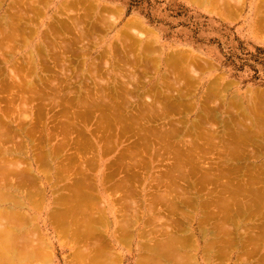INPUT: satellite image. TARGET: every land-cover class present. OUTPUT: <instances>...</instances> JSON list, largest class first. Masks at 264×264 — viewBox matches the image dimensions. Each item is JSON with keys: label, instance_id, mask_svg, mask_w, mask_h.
Segmentation results:
<instances>
[{"label": "rangeland", "instance_id": "1", "mask_svg": "<svg viewBox=\"0 0 264 264\" xmlns=\"http://www.w3.org/2000/svg\"><path fill=\"white\" fill-rule=\"evenodd\" d=\"M199 1L0 0V34L5 36L7 31L15 32L16 28L21 27V21L24 25L22 33L25 31V35L20 32L19 35L15 33L16 36L7 33L11 39L1 36V40L5 38L3 40L7 39L9 44L0 40L5 44H0V47L9 49L10 46V49L9 52L5 49L9 54L6 53V57L5 50L0 49L3 52L0 60H7L3 62V59L0 63V80L4 74L17 78L22 72L17 79L29 81L24 84L25 88L19 81V86L23 88L21 91L16 87V78L13 77L15 85L13 78L6 80L11 81L14 87L8 85L9 87L0 88V111L7 106L6 112L10 113L0 114L8 116L7 119L13 122L14 127H17L19 119L25 121V124L22 123L25 130H31L29 126H36L33 146L38 142L39 147L36 148L44 145L45 148L36 150L53 152L51 148L55 145L54 151L57 152H53L55 157L52 155L50 162L53 166L61 163L58 168L68 167L66 171L69 178L65 179V172H62L64 180L61 178L60 181L57 177L51 178V170L47 171V175L40 172L43 177L38 179L37 184L40 185L39 188L46 189V193L41 194L43 198L36 195L38 200L34 197V204L39 201L37 206L31 207L32 202L28 208L35 216L32 224L39 228L35 233L41 235L33 234L32 241L39 239L36 242L43 249L38 246L42 250L40 255L12 264H264V103L257 100L256 96L264 99V0H225L226 4L223 3L224 0H202L204 3ZM24 10L25 16H22L24 14L21 12ZM11 21L12 24L15 21L13 26ZM8 23L12 28L17 26L15 31L6 25ZM126 23H130L129 26ZM66 26L69 27L65 28ZM195 57L197 60H193ZM30 68L32 71L29 72ZM11 69L16 74L12 71L10 74ZM129 77L132 79L129 80ZM177 77L182 79L177 82ZM172 78L176 80L173 81ZM33 80L36 87L32 91L40 89V95L37 94L38 90L35 93L31 91L34 87ZM213 81L220 82L215 85L220 92L206 89ZM225 86H228L227 89ZM99 90L103 92L102 95L98 93ZM176 92L183 102L174 95ZM21 93L31 96L28 99L33 95L37 99L26 101L30 107H21L26 112L20 114L19 104L26 100ZM29 93L31 94L28 95ZM165 94L172 98L175 96L181 103L177 104L178 101L170 97L167 101ZM206 94L213 97L208 102L203 99ZM246 96H249L250 102H247L249 99ZM38 97L45 98L41 101L46 104L38 100ZM231 97H236L237 103L230 100ZM5 98L10 99L8 102L12 105H6L8 102H4ZM16 98H22V102ZM173 101L176 106L171 103ZM204 102H207L206 105ZM203 105L205 106L201 110ZM171 106L175 108H170ZM13 108L16 111L13 112ZM204 108L210 112L206 114ZM214 108L219 110L217 115ZM226 109L232 110V117ZM200 110L203 114H200L201 117L196 113ZM206 115L211 119L208 116L206 118ZM31 121L33 125L37 123L41 126H33ZM245 128L250 131H245ZM251 131L262 135L255 136L257 139L254 142ZM248 132H251L250 135ZM41 133L45 134V138L41 137ZM107 142L109 147L111 145L110 148L106 146ZM104 147L108 148L105 150ZM130 153H133L132 157ZM121 160L123 164H120ZM176 161L179 165L177 168L184 169L182 172L179 168V171H174ZM124 164L131 165L128 166L130 169ZM36 165L33 163L31 166L36 168ZM79 166L83 169V174L86 171L84 175L88 173L89 179H85L84 175V178H77L81 174V168H77ZM171 168L173 171L170 173L175 182L168 173ZM74 169L80 173L76 175L77 181ZM133 169L134 173L140 172L133 173L132 176ZM105 173H110L109 181L105 180L108 179ZM127 174L132 176L130 188L128 181L127 186L123 185L124 182L122 185L118 183ZM80 178L87 183L91 182L89 186L81 180L87 185L86 189L94 184L97 189L93 191L95 188H91L90 192L87 190L96 198L90 194V201L87 195L89 200L86 198L84 202L94 203L89 206L85 203L88 206L86 208L94 210L92 207L98 205L97 209L103 208L105 214V224H96L100 228L98 233L102 235L92 232L85 239L67 233H56L58 231L50 228L51 223L45 214V209H52L54 206L47 204L49 197L69 193L60 186H66L73 180L79 182ZM56 180L60 184L56 183L58 187L52 188ZM131 186L133 193L128 191ZM127 220L129 224L124 227ZM117 227L119 230L115 232ZM155 249L168 257L169 261L164 258L154 261L152 252Z\"/></svg>", "mask_w": 264, "mask_h": 264}, {"label": "bare ground", "instance_id": "2", "mask_svg": "<svg viewBox=\"0 0 264 264\" xmlns=\"http://www.w3.org/2000/svg\"><path fill=\"white\" fill-rule=\"evenodd\" d=\"M15 1V0H14ZM29 1V0H28ZM36 1V0H35ZM197 1V0H196ZM200 1H202V0H200ZM200 1H199V3H200ZM205 2H206V0H204ZM204 1H202L203 3H204ZM209 1V0H208ZM207 1V2H208ZM220 1V0H219ZM18 2V1H17ZM25 2V1H24ZM195 2V1H194ZM221 2V1H220ZM219 2V3H220ZM33 3H35L34 1H33ZM37 3V2H36ZM35 3V4H36ZM198 3V2H197ZM198 3V4H199ZM203 3H201V4H203ZM223 3H225V0H224V2ZM227 3V2H226ZM225 3V4H226ZM30 4H32V3H30ZM221 4V3H220ZM228 5V4H227ZM37 6V5H36ZM219 6H221V5H219ZM13 7V6H12ZM23 7V6H22ZM32 7V6H31ZM258 7V6H257ZM32 8H34V7H32ZM40 8V7H39ZM223 8V7H222ZM228 8H229V6H228ZM11 9V8H10ZM14 9H16L15 7H14ZM65 9V8H64ZM95 9V8H94ZM21 10H22V8H21ZM27 10H29V9H27ZM34 10H36L35 8H34ZM222 10V9H221ZM9 11H13V10H9ZM15 12H16V10H14ZM18 11H19V9H18ZM31 11V10H30ZM226 11V10H225ZM224 11V12H225ZM26 11L24 10V12L22 13L21 12V14H24ZM29 12V11H28ZM36 12V11H35ZM39 12V11H38ZM222 12H223V10H222ZM9 13V12H8ZM10 13H12V12H10ZM17 13V12H16ZM20 13V12H19ZM20 14V15H21ZM27 14V13H26ZM7 15V14H6ZM11 15V14H10ZM9 15V16H10ZM18 15V14H17ZM16 15V16H17ZM17 16V17H20V19H23V18H21V16ZM223 15H224V13H223ZM22 16H25V14L24 15H22ZM16 17V19H18ZM72 18V17H71ZM9 19V18H8ZM13 20H15V18L13 19ZM26 20V19H25ZM28 21V20H27ZM71 21H74V19L72 20L71 19ZM76 21V20H75ZM18 22H19V20H18ZM25 22V21H24ZM30 22V21H29ZM77 22V21H76ZM75 22V23H76ZM130 22H131V20H130ZM2 23H4L3 21H2ZM10 23V22H9ZM6 24V25H8L9 27H11V25L10 24ZM20 23H22V25L20 24V26L22 27V26H24L23 25V22L21 21ZM11 24H12V21H11ZM13 24H15V21H14V23ZM13 24H12V26H13ZM126 24H128V26H129V24L130 23H126ZM5 25V26H6ZM26 25V24H25ZM20 26H18V27H20ZM56 26V25H55ZM74 27H75V25H73ZM131 26V25H130ZM134 26V25H133ZM136 26V25H135ZM3 27H4V25H3ZM17 26H15V28H16ZM20 27V28H21ZM67 27H69V26H66L65 28H67ZM12 28V27H11ZM10 28V29H11ZM14 28V27H13ZM12 28V29H13ZM15 28H14V30L13 31H15ZM20 28H16V31L17 30H19ZM56 28V27H55ZM9 29V28H8ZM11 29V30H12ZM32 29V28H31ZM30 29V30H31ZM128 29V28H127ZM29 30V29H28ZM10 32V33H12V34H10L8 31L6 32V34L8 33V35H12L13 36V34H17V35H19V33L21 32L22 33V31H23V27H22V29L20 30V31H17V32ZM54 31H56V30H54ZM2 32H4V30L2 31ZM30 32H32V31H30ZM34 32V31H33ZM127 32V31H126ZM25 33V31L22 33V34H24ZM28 33V32H27ZM1 34H3V33H1ZM0 34V40H1V35ZM5 34V36H2V37H7L8 39L10 38V36L8 37V35H6ZM16 34L14 35V36H16ZM29 34V33H28ZM27 34V35H28ZM47 34V33H46ZM21 35V34H20ZM25 35V34H24ZM129 35V34H128ZM18 37V36H17ZM50 38V37H49ZM4 40H5V38H3ZM1 40V41H3L4 43L5 42H7V39H6V41H4V40ZM11 39V38H10ZM18 39H19V37H18ZM18 39H16L15 41H18ZM15 41L13 42V43H15ZM24 41V40H23ZM134 41V40H133ZM3 42H0V44H2V45H5V44H3ZM26 42V41H25ZM45 43V42H44ZM50 43V42H49ZM57 43V42H56ZM7 44H9L8 42H7ZM16 45V44H15ZM50 45V44H49ZM11 49L13 48V45L11 44ZM47 46V45H46ZM51 46V45H50ZM4 46H2V47H0V49L2 50V49H4L3 48ZM5 47H7V46H5ZM16 47V46H15ZM48 47V46H47ZM46 47V48H47ZM128 47V46H127ZM17 48V47H16ZM37 48H39V47H37ZM124 48V47H123ZM6 49V48H5ZM4 49V50H5ZM9 49H10V46H9ZM9 49H6L7 51L9 50ZM55 49V48H54ZM3 50V51H4ZM6 50L4 51L5 52V57H6ZM15 50V49H14ZM13 50V51H14ZM35 50H36V48H35ZM39 50V49H38ZM41 50V49H40ZM31 51V50H30ZM29 51V52H30ZM34 51V50H33ZM54 51V50H53ZM64 51V50H63ZM82 51V50H81ZM125 51V50H124ZM9 52V51H8ZM38 52H40V51H38ZM55 52V51H54ZM143 52V51H142ZM141 52V53H142ZM1 53L3 54V52H1L0 51V57L2 56L1 55ZM34 53V52H33ZM56 53V52H55ZM178 53H180V52H178ZM186 53V52H185ZM185 53H181V54H185ZM8 54V53H7ZM12 54H13V52H12ZM29 54H31V52L29 53ZM37 55H38V53H36ZM143 54V53H142ZM169 54V53H168ZM187 54H189V53H187ZM186 54V55H187ZM9 55V54H8ZM33 55V54H32ZM63 55H64V53H63ZM63 55H62V57H63ZM118 55V54H117ZM182 55V56H183ZM25 56V55H24ZM31 56V55H30ZM26 57V56H25ZM29 57V56H28ZM40 57V56H39ZM45 57V56H44ZM43 57V58H44ZM61 57V58H62ZM167 57V56H166ZM178 57L179 56H177V58L176 59H178ZM181 57V56H180ZM192 57V56H191ZM3 58V57H2ZM1 58V59H2ZM7 58H8V56H7ZM6 58V59H7ZM41 58V57H40ZM60 58V59H61ZM64 58V57H63ZM66 58V57H65ZM128 58H129V56H128ZM133 58V57H132ZM182 58V57H181ZM187 58H188V56H187ZM197 57H195L193 60H197L196 59ZM4 59V58H3ZM2 59V60H3ZM26 59V58H25ZM28 59V58H27ZM33 59V58H32ZM137 59V58H136ZM169 59V58H168ZM168 59H167V61H168ZM183 59V58H182ZM185 59V58H184ZM2 60H0L1 62L0 63H2ZM5 60V59H4ZM24 60V59H23ZM43 60V59H42ZM45 60V59H44ZM64 60V59H63ZM67 60H68V57H67ZM133 60V59H132ZM131 60V61H132ZM7 60H5V61H3V62H6ZM27 61V60H26ZM46 61V60H45ZM54 61V60H53ZM56 61V60H55ZM60 61V60H59ZM125 61V60H124ZM180 61V60H179ZM184 61V60H183ZM183 61H181V62H183ZM189 61H190V59H189ZM57 62H58V60H57ZM62 62V61H61ZM67 62V61H66ZM83 62V61H82ZM133 62V61H132ZM135 62V61H134ZM187 62V61H186ZM193 62V61H192ZM196 62V61H195ZM29 63V62H28ZM32 63H33V61H32ZM43 63H45V62H43ZM64 63V62H63ZM168 63V62H167ZM177 63V62H176ZM58 64L60 65V63L58 62ZM57 64V65H58ZM70 64V63H69ZM130 64V63H129ZM179 64V62L177 63V65ZM197 64V63H196ZM199 64V63H198ZM206 64V63H205ZM34 65V64H33ZM47 65V64H46ZM135 65V64H134ZM194 64H192V66H193ZM200 65V64H199ZM19 66V65H18ZM44 66V65H43ZM49 66V65H48ZM47 66V67H48ZM54 66V65H53ZM66 66V65H65ZM64 66V67H65ZM187 66H188V64H187ZM197 66V65H196ZM30 67H33V66H30ZM63 67V66H62ZM62 67H61V69H62ZM170 67H172V66H170ZM169 67V68H170ZM174 67V66H173ZM172 67V68H173ZM176 67H178V66H176ZM198 67V66H197ZM203 67V66H202ZM202 67H200V68H202ZM13 68V67H12ZM129 68V67H128ZM192 68V67H191ZM3 69V68H2ZM9 69V68H8ZM23 69V68H22ZM65 69V68H64ZM70 69V68H69ZM131 69V68H130ZM193 69V68H192ZM195 69V68H194ZM24 70V69H23ZM48 70H50V69H48ZM72 70H73V68H72ZM185 70V69H184ZM1 71V70H0ZM11 71H12V69L9 71V73L10 74H12V73H14V74H16L15 72H13L12 71V73H11ZM29 72L30 71H32L31 70V68H30V70H28ZM44 71V70H43ZM131 71H133V70H131ZM144 71V70H143ZM177 71H178V73L180 74L181 72L179 71V69H177ZM2 72V71H1ZM27 72V71H26ZM56 72H58V71H56ZM126 72V71H125ZM176 72V71H175ZM196 72V71H195ZM22 73V72H21ZM21 73H19V75L21 74ZM32 73V72H31ZM169 73H170V70H169ZM7 74H8V72H7ZM60 74V73H59ZM120 74V73H119ZM194 74V73H193ZM17 75H18V73H17ZM18 75V76H19ZM27 75V74H26ZM30 75V74H29ZM64 75H67V74H64ZM174 75V74H173ZM172 75V76H173ZM1 76V75H0ZM18 76H17V78H18ZM31 76V75H30ZM49 76V75H48ZM135 76V75H134ZM164 76V75H163ZM166 76V75H165ZM176 76H178V75H176ZM183 76V75H182ZM181 76V77H182ZM3 78L0 80V88L1 89H3V87H9L11 84H12V82H13V85H15L14 84V82H15V79L14 78H16V77H14V76H7V75H3L2 76ZM14 77V78H13ZM97 77V76H96ZM136 77V76H135ZM174 77V76H173ZM198 77V76H197ZM13 78V79H12ZM16 78V80L18 81V82H16L17 84L16 85H18V86H16L17 88H19V89H21V87L22 86H19V81H20V85H24V84H26L27 82H29V81H27V80H25V82H23L22 80H19V79H21V78H19V79H17ZM25 78V77H24ZM26 78H28V77H26ZM53 78V77H52ZM60 78V77H59ZM65 78V77H64ZM67 78V77H66ZM79 78V77H78ZM162 78H164V77H162ZM169 79H170V77H168ZM185 78H189V77H185ZM11 80L12 79V82L10 81H6V80ZM23 79V78H22ZM33 79H34V77H33ZM75 79V78H74ZM127 79V78H126ZM125 79V80H126ZM131 79H132V77H131ZM130 79V77H129V80H131ZM173 79V78H172ZM177 79V82L179 81V80H181L182 78H180L179 79V77H177L176 78ZM176 79H173V81H175ZM179 79V80H178ZM14 80V81H13ZM24 80V79H23ZM28 80H30V79H28ZM41 80V79H40ZM43 80V79H42ZM54 80V79H53ZM72 80V79H71ZM217 80H219V79H217ZM22 81V82H21ZM34 81V80H33ZM32 81V82H33ZM36 81H38L37 79H36ZM55 81H56V79H55ZM57 81H58V78H57ZM87 81V80H86ZM133 81V80H132ZM134 81H135V79H134ZM171 81V80H170ZM184 81V80H183ZM187 81H188V79H187ZM214 81H215V79H214ZM214 81H213V83L212 82H210L211 84H209V88L207 87L206 89L209 91V89H211L212 91H216L218 88L215 86L216 85V83L218 82V81H216L215 83H214ZM41 82V81H40ZM169 82V81H168ZM175 83V84H177V86H178V83ZM10 83V84H9ZM22 83V84H21ZM38 83V82H37ZM68 83V82H67ZM88 83H89V81H88ZM186 83V82H185ZM218 83H220V82H218ZM227 83V82H226ZM28 84V83H27ZM52 85H53V83H51ZM124 84V83H123ZM122 84V85H123ZM182 84H184L183 82H182ZM188 84V83H187ZM214 86H213V85ZM9 85V86H8ZM32 85H34V87H32L31 88V91H32V89H34L36 86V83H35V81H34V84H32ZM38 85V84H37ZM45 85V84H44ZM87 85V84H86ZM90 85V84H89ZM170 85V84H169ZM179 85H181L180 84V82H179ZM210 85H211V88H210ZM224 85H226V84H224ZM229 85V84H228ZM97 86V85H96ZM129 86V85H128ZM175 86V85H174ZM11 87L13 88L14 86H12L11 85ZM10 87V88H11ZM24 88H25V85L23 86ZM28 87L30 88V86L28 85ZM47 87H49V86H47ZM57 87V86H56ZM64 87V86H63ZM87 87V86H86ZM85 87V90H87V88ZM123 87V86H122ZM171 87V86H170ZM186 87V86H185ZM184 87V88H185ZM213 87H215V90H214V88ZM228 87V86H227ZM227 87L225 86V88L227 89ZM9 88V89H10ZM52 88V87H51ZM88 88H89V86H88ZM103 88V87H102ZM169 88V87H168ZM167 88V89H168ZM172 88V87H171ZM191 88V87H190ZM222 88V90H223V88H224V86L223 87H221ZM6 89H8V88H6ZM8 89V90H9ZM47 89H50V88H47ZM84 89V88H83ZM123 89H125V87H123ZM130 89H132V88H130ZM176 89L178 90V87H176ZM229 89V88H228ZM23 90V88L21 89V91ZM36 90H38V89H35V92H36ZM40 90V89H39ZM38 90V91H39ZM54 90H55V88H54ZM54 90H52V91H54ZM57 90V89H56ZM60 90V89H59ZM64 90V89H63ZM62 90V91H63ZM106 90V89H105ZM133 90V89H132ZM171 90V89H170ZM173 90V89H172ZM171 90V91H172ZM221 90V89H220ZM2 91V90H1ZM3 91H5V90H3ZM2 91V92H3ZM12 91H13V89H12ZM42 91V90H41ZM43 91H45V90H43ZM51 91V92H52ZM179 91H181V90H179ZM186 91V90H185ZM217 91H219V90H217ZM216 91V92H217ZM226 91V90H225ZM25 93H26V91H24ZM32 92H34V90L32 91ZM34 92V93H35ZM48 92V91H47ZM47 92H46V94H47ZM64 92V91H63ZM65 92H67V91H65ZM70 92V91H69ZM102 92V91H101ZM100 92V90H99V92L98 93H101ZM127 92V91H126ZM125 92V93H126ZM205 92H206V90H205ZM220 92V91H219ZM34 93H32V94H34ZM39 93H42V92H37V94H39ZM49 93V92H48ZM54 93V92H53ZM55 93H56V91H55ZM54 93V94H55ZM103 93V92H102ZM102 93H101V95H102ZM123 93V92H122ZM178 92H176V94L174 93V95H176L178 98H179V94H177ZM12 94H14V93H12ZM22 94V96H23V98H26V100L24 101V102H22L21 100H22V98H20V99H18V98H16V100H20L22 103H20V101H19V103L21 104H19V107H18V110L20 111L19 113L21 114L22 112H23V109L22 108H24V109H26V107L28 106L27 105V103H26V101L27 102H32L31 101V99H37V97H34V95L32 96V98L31 99H28V98H30V97H27V94H24V95H26V96H24L23 95V93H21ZM31 93H29L28 95H30ZM43 94H44V92H43ZM52 94V93H51ZM54 94H52L54 97H56ZM124 94V93H123ZM160 94H161V92H160ZM188 94H191V93H188ZM204 94V93H203ZM259 94V93H258ZM1 95H3V93L1 94ZM14 95H16V94H14ZM14 95H13V97H14ZM19 94H17V96H18ZM40 95V94H39ZM42 95V94H41ZM100 95V94H99ZM101 95H100V97H101ZM120 95V94H119ZM163 95V94H162ZM167 95V101H169L168 100V97H170V98H172L171 96H169L168 94H165V96ZM206 95L207 96H209L208 98L206 97ZM206 95H204L203 96V99H204V101H205V99L207 100V102L210 100V99H212L213 97H210L211 95H208V94H206ZM10 96H12L11 94H10ZM10 96H8V97H10ZM16 96V97H17ZM19 96H21V95H19ZM21 96V97H22ZM46 96H48V95H46ZM173 96V95H172ZM186 96V95H185ZM187 96H189V95H187ZM255 96V95H254ZM258 98H257V100H259V101H261V102H263L264 103V99L262 100V97H260L259 98V95H256ZM255 96V97H256ZM261 96V95H260ZM3 97H5V96H3ZM34 97V98H33ZM44 97V96H43ZM50 97V96H49ZM180 97L182 98V96L180 95ZM205 97V98H204ZM248 97V99H249V101H247V102H250V98H249V96H246V98ZM6 98H7V96H6ZM6 98H5V100H6ZM10 98H12V97H10ZM39 98V97H38ZM48 98V97H47ZM46 98V99H47ZM52 99H53V97H51ZM57 98V97H56ZM59 98V97H58ZM175 98V96H173V98H172V100ZM210 98V99H209ZM41 99H45V98H41ZM41 99L39 98L38 100H40L41 101ZM50 99V98H49ZM51 99V100H52ZM161 99V98H160ZM159 99V100H160ZM163 99V98H162ZM176 100H177V98H175ZM174 99V100H175ZM180 99V98H179ZM209 99V100H208ZM234 99V100H233ZM236 97L234 98V97H231V99L230 100H232L234 103H237L236 102ZM255 99V98H254ZM261 99V100H260ZM8 100H10V99H8ZM8 100H6V101H4V99H3V101L6 103V102H8ZM13 100H15L14 98H13ZM24 100V99H23ZM29 100V101H28ZM37 100V101H38ZM181 100V99H180ZM180 100H177L176 102H177V104L179 103H181L180 102ZM239 101H240V99H238ZM237 100V101H238ZM0 101H1V96H0ZM39 101V102H40ZM43 101V100H42ZM41 101V102H42ZM50 101V100H49ZM54 101V100H53ZM160 101H162V100H160ZM182 101V100H181ZM188 101V100H187ZM186 101V102H187ZM223 101V100H222ZM231 101V102H232ZM254 101H256V100H254ZM183 102V101H182ZM207 102H204L205 103V105H206V103ZM1 103V102H0ZM14 103V102H13ZM15 103H16V101H15ZM14 103V104H15ZM37 103V102H36ZM55 103V102H54ZM101 103V102H100ZM173 105H175L176 103H175V101H173V102H171ZM203 103V104H204ZM255 103H257V102H255ZM8 104H10V105H12V103L9 101L6 105H8ZM13 104V105H14ZM22 104H24V105H22ZM31 104V103H30ZM43 104H46V103H44V101H43ZM56 104H57V102H56ZM105 104V103H104ZM104 104H102V105H104ZM176 104V105H177ZM187 104V103H186ZM232 104V103H231ZM254 104V103H253ZM26 105V106H25ZM37 105V104H36ZM35 105V106H36ZM55 105V104H54ZM170 105V104H169ZM175 105V106H176ZM202 105V104H201ZM205 105H203L202 107H201V110H202V108L205 106ZM221 105V104H220ZM5 106V105H4ZM15 107H16V105H14ZM25 106V107H24ZM48 106V105H47ZM111 106V105H110ZM223 106V105H222ZM221 106V107H222ZM6 108H7V111H8V107L7 106H5ZM11 107V106H10ZM22 107V108H21ZM28 107H30V106H28ZM98 107H100V106H98ZM115 107V106H114ZM173 106H171L170 108H172ZM221 107H219V109L221 108ZM228 107V106H227ZM1 108L2 107H0V110H1ZM6 108L5 109H3V111H0V112H6ZM44 108V107H43ZM42 108V109H43ZM107 108H109L108 106H107ZM112 108H113V106H112ZM116 108V107H115ZM173 108H175V107H173ZM206 108V107H205ZM204 108V112L207 114L208 112H210V111H205V110H207V109H205ZM28 109V108H27ZM34 109V108H33ZM38 108H36V110H37ZM49 109V108H48ZM52 109V108H51ZM114 109V108H113ZM161 109H162V107H161ZM229 109V108H228ZM228 109H226V111L228 110ZM40 110V109H39ZM39 110H38V112H39ZM111 110V109H110ZM117 110V109H116ZM164 110V109H163ZM169 109L167 108V111H168ZM200 110V111H201ZM11 111V110H10ZM14 111H16V109L14 110V108H13V112ZM29 111V110H28ZM49 111V110H48ZM200 111H198V112H196V113H198L199 114V116H200V114H202V111H201V113H199ZM217 111L219 112V110H216L215 108H214V113L217 115ZM221 111V110H220ZM229 111V112H228ZM227 111V113H229V116H231L232 117V115H233V112H232V110L230 109V110H228ZM24 112H26V110H24ZM23 112V113H24ZM37 112V113H38ZM164 112V111H163ZM170 112H172V111H170ZM211 112H213V109H211ZM10 113V112H9ZM8 113V114H9ZM48 113V112H47ZM140 113V112H139ZM168 113V112H167ZM231 113V114H230ZM7 114V112H6V115H8ZM49 114V113H48ZM141 115V114H140ZM203 115V114H202ZM205 115V114H204ZM209 115H210V113H209ZM209 115H206V118H208L209 117ZM245 115V114H244ZM18 116V115H17ZM20 116V115H19ZM26 116V115H25ZM27 116H28V114H27ZM43 116V115H42ZM53 116H55V115H53ZM208 116V117H207ZM210 116H212V115H210ZM51 117V116H50ZM201 117V116H200ZM8 118V116L7 117H5L4 116V114L2 115V114H0V264H12V263H15V262H17V261H24V260H28V259H33L35 256H37V255H40V252L42 251V250H40L42 247V245L41 246H39L38 245V241L37 240H39V239H37V240H35V241H32V238H33V234L36 236L37 234H39L40 235V233H35L38 229L35 227V225H33L32 224V222L31 221H34L33 219L35 218V216H33V214L32 213H30L29 212V208H28V206H29V204H31L32 202V206L31 207H36L37 206V204H38V202L39 201H36V203L34 204V202H35V198H36V200H38L37 199V197L39 198V197H42L43 198V196L41 195L42 193H46V189L44 190V188H39V186L40 185H38L37 183H39L38 181L43 177V176H41L40 175V172H42L43 174H45V175H47V171L48 172H51L52 171V174H51V178H58L59 179V181H60V179L62 178H65V177H63V174H62V172L64 173L65 172V174L67 175H65L66 176V178L65 179H69L68 178V171H66V170H68V169H66V168H68V167H65V168H63V166H62V168H58V165L59 164H61V163H58V162H56V163H58L56 166H53L52 164H51V158H52V155H53V152L56 154V152L54 151V150H56V148H54L55 147V145H54V149L53 148H51V150L53 151V152H48V151H45L44 149V151L42 152H40V150H36V149H40V148H45V145L44 146H41L40 148H36L37 146H38V142H36V144L33 146V139H35L36 137L35 136H33V135H35L34 133H36L37 132V130H35V128H36V124L35 125H33V122L31 123L33 126H35V127H33V128H31V126H29L30 127V129L32 130V129H34L33 131V133H32V131L31 130H28L27 128H26V130H25V128L23 129V125H22V123H24L25 124V121L23 122V121H21V119H19V121H18V123L16 124V126L17 127H14V125H13V122L11 121V120H9V119H7ZM9 118L11 119V117L9 116ZM14 118V117H13ZM19 118V117H18ZM36 118V117H35ZM213 118H214V116H213ZM212 118V119H213ZM216 118V117H215ZM16 119V118H15ZM23 119V118H22ZM33 119V118H32ZM50 119V118H49ZM209 119H211L210 117H209ZM36 121H37V119H35ZM41 120V119H40ZM39 120V121H40ZM15 121V120H14ZM42 121V120H41ZM27 123V122H26ZM42 124V123H41ZM27 125V124H26ZM38 125V124H37ZM42 125H44V124H42ZM23 126V127H22ZM39 127L41 126L40 124L38 125ZM258 128V127H257ZM256 128V129H257ZM37 129V128H36ZM49 129V128H48ZM47 129V130H48ZM53 129V128H52ZM248 130H249V128H247ZM246 128H245V131L247 130ZM255 129V128H254ZM255 129V130H256ZM84 130V129H83ZM247 130V131H248ZM252 130H253V128H252ZM39 131V130H38ZM250 131V130H249ZM44 132V131H43ZM46 132V134L48 133L47 131H45ZM252 132V133H251ZM251 132H248V134L250 135V133H251V136L252 137H254V138H252V139H254V140H252V141H254L255 142V139H257V137H258V134L259 135H262V134H260V132H257V133H255V134H257V135H255L253 132H255V131H251ZM50 133H52L51 131H50ZM37 134V133H36ZM41 134H43V133H41ZM244 134V133H243ZM247 134V133H246ZM45 134H43V136H41V137H44L45 138V136H44ZM48 135V134H47ZM51 135V134H50ZM52 136V135H51ZM255 136H257V137H255ZM264 136V135H263ZM39 137H40V135H39ZM39 137H38V139H39ZM95 137V136H94ZM262 136H259V138H261ZM51 138V137H50ZM99 138V137H98ZM245 138H247V135L245 136ZM249 138H251V137H249ZM49 139V138H48ZM36 140V139H35ZM90 140V139H89ZM41 141V140H40ZM104 141V140H103ZM35 142V141H34ZM41 142H43V140L41 141ZM40 142V143H41ZM48 142H50L49 140H48ZM89 142H91V141H89ZM88 142V143H89ZM102 142V141H101ZM45 143V142H44ZM257 143H259V141H257ZM49 144V143H48ZM93 144V143H92ZM91 144V145H92ZM40 145V144H39ZM41 145H42V143H41ZM108 145V147H109V144H108V142L106 143V146ZM105 146V147H106ZM39 147V146H38ZM104 147V149L106 150L107 148H105ZM110 147H111V145H110ZM109 147V148H110ZM131 147V146H130ZM27 149V150H24V149ZM58 148V147H57ZM96 149V148H95ZM136 149H137V147H136ZM26 151V152H29V154L28 155H26V154H24L25 152L24 151ZM42 150V149H41ZM48 150H50V148L48 149ZM58 150V149H57ZM105 150H103L104 152H105ZM187 150V149H186ZM31 151H32V154H31ZM130 151V150H129ZM101 153H102V151H101ZM105 153H107V152H105ZM128 153V152H127ZM55 154L53 155L54 157H55ZM129 154V153H128ZM132 154L133 153H130V156L132 157ZM136 154V153H135ZM103 155V154H102ZM156 155V154H155ZM120 156V155H119ZM124 157H125V155H123ZM175 156H177V155H175ZM189 156V155H188ZM122 157V156H121ZM140 157V156H139ZM144 157V156H143ZM150 157V156H149ZM156 157V156H155ZM179 157V156H178ZM182 157V156H181ZM185 157V156H184ZM129 158V157H128ZM153 158V157H152ZM119 159H120V157H119ZM122 159V158H121ZM183 159V158H182ZM53 160H55L54 158H53ZM69 160V159H68ZM123 160V159H122ZM122 160H121V162H120V164H123L122 163ZM126 160V159H125ZM128 160V159H127ZM131 160V159H130ZM155 160V159H154ZM179 160H181L180 158H179ZM179 160H177L178 162H179ZM184 160V159H183ZM70 161V160H69ZM68 161V162H69ZM72 161V160H71ZM84 161V160H83ZM93 161V160H92ZM120 161V160H119ZM131 161H133V160H131ZM135 161V160H134ZM146 161V160H145ZM174 161V160H173ZM176 161V163H174V165L175 164H177L178 162ZM182 161V160H181ZM85 162V161H84ZM83 162V163H84ZM94 162V161H93ZM126 162V161H125ZM136 162V161H135ZM148 162V161H147ZM33 163H36L37 165H36V168H32V167H34V166H31ZM56 163H54V165L56 164ZM87 163L89 164L90 162L89 161H87ZM112 163V162H111ZM149 163V162H148ZM81 164H82V162H81ZM80 164V165H81ZM109 164V163H108ZM128 164H130V163H128ZM133 164H134V162H133ZM133 164H132V166H133ZM141 164V163H140ZM147 164V163H146ZM179 165H181V162H179L178 163ZM175 165L176 167H175V169H174V171H177L178 170V168H179V170H180V167H178L177 168V166H179V165ZM50 165H52V166H50ZM62 165H64V164H62ZM78 165V164H77ZM83 165V164H82ZM90 165V164H89ZM125 165V164H124ZM134 165H136V163L134 164ZM38 166H40L41 168L39 169V167ZM45 166V168H46V170H45V168H43ZM60 166V165H59ZM64 166H66V165H64ZM87 166V165H86ZM125 166H131V165H125ZM138 166V165H137ZM148 166V165H147ZM170 166V165H169ZM49 167H51V169H48L47 170V168H49ZM84 167V166H83ZM128 167V168H129ZM77 168H81L80 166L79 167H77ZM77 168H76V170H77ZM106 168V167H105ZM124 168V167H123ZM122 168V169H123ZM174 168V167H173ZM90 169V168H89ZM130 169V168H129ZM131 169H132V167H131ZM141 169V168H140ZM148 169V168H147ZM146 169V170H147ZM172 169V168H171ZM42 170V171H41ZM49 170H51V171H49ZM75 170V169H74ZM75 170V173L77 172V174H75V181H77V179H76V175H79L80 173V175L77 177V178H79V177H83L82 175H84L85 174V172L86 171H84V174H83V169L81 168V169H79L81 172L79 173V170L78 171H76ZM85 170V169H84ZM106 170V169H105ZM121 170V169H120ZM127 170V169H126ZM138 170V169H137ZM178 170V171H179ZM182 170H184V169H182ZM182 170H180V172H182ZM111 171V170H110ZM128 172H129V170H127ZM134 171V169L131 171L132 172V176L136 173V174H138L137 172H140V171H136L135 173L133 172ZM168 171V170H167ZM170 171H173V169L172 170H169V175L171 174L170 173ZM73 173H74V171H72ZM113 172V171H112ZM111 172V173H112ZM126 172V171H125ZM131 172H130V174H131ZM145 172V171H144ZM147 172V171H146ZM134 173V174H133ZM143 173V172H142ZM173 173H175V172H173ZM178 173V172H177ZM62 174V177H60V175ZM87 175H88V173H86ZM106 174V173H105ZM110 173H107L106 174V178H108V179H105L106 181H109V177H110V175H109ZM113 174V173H112ZM111 174V175H112ZM130 174H127V177H125L124 179H126L127 178V180H125L124 181V179L121 181V180H119V182L118 183H122V182H124V184L123 185H126V182L128 181L129 183H127V185H128V187L130 186L129 184H131L130 183V179H131V175ZM181 174V173H180ZM184 174H186V173H184ZM44 175V176H45ZM59 177H58V176ZM71 175V174H70ZM87 175H84V177H85V179L86 178H88L89 179V175H88V177H86ZM114 175H115V173H114ZM175 174H173V176H174ZM183 175V174H182ZM49 176H50V174H49ZM48 176V178L50 179V177ZM103 176V175H102ZM108 176V177H107ZM139 176H141V174L139 175ZM152 176V175H151ZM165 176H166V174H165ZM164 176V177H165ZM184 176V175H183ZM83 177V178H84ZM129 177V178H128ZM154 177V176H153ZM159 177V176H158ZM170 179H172V174L170 175ZM104 178V177H103ZM115 178V177H114ZM134 178H136L135 176H134ZM162 178V177H161ZM166 178V177H165ZM164 178V179H165ZM168 178V177H167ZM39 179V180H38ZM46 179V178H45ZM74 179V178H73ZM85 179L83 180L82 178H80V181L79 182H75L74 180V182L72 181V179H70L69 181H72L71 183H69V184H71V185H66V186H60L62 189H64V191L65 190H67V192H69V193H61V194H54L53 196H50L49 197V201H46L47 202V204H52V205H54V206H52L53 208L51 209V207L49 208V209H45V214L47 215V219H48V221H50V223H51V226H50V228H52L54 231L56 230V231H58V232H56V233H62V234H64V233H67V234H70L71 236H76L77 238L78 237H80V238H84L85 239V237H87V235H89L90 236V234H92V232H95V233H98L100 230V228H99V226H97L96 224H98V225H104L105 223V221H103V215H105L104 214V210H103V208H102V210H101V207L100 208H98L97 209V206H95V207H92V209L94 208V210H90L91 208H89V210L86 208V206H85V203H87V202H84L85 200L84 199H86L87 198V195H89V199H90V194L91 193H88V189H89V192H90V189L91 188H95V189H92L93 191L94 190H96L97 191V189H96V186H94L95 184L92 182V184H94V185H92V186H94V187H90L89 188V183H91L90 181L87 183V181H85ZM98 179H99V177H98ZM121 179V178H120ZM129 179V180H128ZM152 179V178H151ZM157 179V178H156ZM51 180V179H50ZM64 180V179H63ZM79 180V179H78ZM81 180H83V183H87V185H89L88 186V189H86L87 188V185H85V184H83L82 182H81ZM103 180V179H102ZM105 180H103V181H105ZM161 181H162V179H160ZM167 180V179H166ZM165 180V181H166ZM47 181V180H46ZM85 181V182H84ZM97 181V180H96ZM105 181V182H106ZM112 181V180H111ZM153 181V180H152ZM156 181V180H155ZM157 181H159V180H157ZM164 181V180H163ZM172 181H173V179H172ZM48 182H50L49 180H48ZM47 182V183H48ZM55 182V184L53 185L52 184V188H56V187H58V185L57 184H60V183H57V180L56 181H54ZM65 182V181H64ZM134 182V181H133ZM173 182H175V181H173ZM57 183V184H56ZM74 183V184H73ZM98 183V182H97ZM103 183V182H102ZM107 183V182H106ZM159 183H160V181H159ZM73 184V185H72ZM117 184V183H116ZM115 184V185H116ZM121 184V185H122ZM106 185V184H105ZM104 185V186H105ZM119 185V184H118ZM126 185V186H127ZM228 185V184H227ZM112 186V185H111ZM134 186V185H133ZM229 186H231V188H233L232 187V184H229ZM98 187H99V184H98ZM110 187V186H109ZM119 187H120V185H119ZM128 187H126L127 189H128ZM140 187V186H139ZM169 187V186H168ZM113 188V187H112ZM116 187H114V189H115ZM117 188H118V186H117ZM130 188V187H129ZM133 187L131 186V189H128V191L130 190V191H132V193H133V189H132ZM154 188H156L155 186H154ZM244 188V187H243ZM59 190H60V188H58ZM242 189V188H241ZM248 189V188H247ZM57 190V189H56ZM59 190H57V191H59ZM69 190V191H68ZM141 190V189H140ZM246 190V189H245ZM249 190H251L250 188H249ZM55 191V190H54ZM232 191V190H231ZM51 192V191H50ZM92 192V191H91ZM246 192V191H245ZM52 193H53V191H52ZM55 193V192H54ZM92 193H94V192H92ZM131 193V192H130ZM248 193H250V191L248 192ZM252 193V192H251ZM84 194V195H83ZM253 194V193H252ZM36 195H37V197H36ZM40 195V196H39ZM92 196H93V194H91ZM45 196V195H44ZM95 196V195H94ZM93 196V197H94ZM35 197V198H34ZM47 197V196H46ZM92 197V199H94ZM165 197H167V196H165ZM33 198H34V200H33ZM41 198V199H42ZM48 198V197H47ZM95 198H96V196H95ZM222 198H225V197H222ZM88 198L86 199V200H89ZM33 200V201H32ZM48 200V199H47ZM41 201V200H40ZM90 201H92L91 199H90ZM155 201V200H154ZM157 201V200H156ZM89 203V202H88ZM87 203V204H88ZM94 203V202H93ZM93 203H91V204H88V206L89 205H92ZM157 203V202H156ZM34 205V206H33ZM50 206V205H49ZM87 206V207H88ZM245 206V205H244ZM99 207V206H98ZM33 209V208H32ZM99 209L101 210V211H99ZM92 211V212H91ZM87 212H89V213H87ZM91 213V214H90ZM89 214V215H88ZM170 215V214H169ZM172 215H173V213H172ZM105 217V216H104ZM170 217V216H169ZM173 217V216H172ZM33 218V219H32ZM182 218V217H181ZM32 219V220H31ZM105 220H107V217H106V219ZM174 221V220H173ZM46 222V221H45ZM47 223V222H46ZM45 223V224H46ZM104 223V224H103ZM167 223L169 224V222L167 221ZM129 224V222H128V220L125 222V224H124V227L125 226H127ZM171 224V223H170ZM169 224V225H170ZM181 224V223H180ZM48 225H49V223H48ZM119 225V224H118ZM160 226V225H159ZM176 226H178V224L176 225ZM183 226V225H182ZM162 227V226H161ZM174 227H175V225H174ZM173 227V228H174ZM216 227V226H215ZM36 228V229H35ZM120 228H122V226H120ZM157 228V227H156ZM160 228V227H159ZM158 228V229H159ZM154 229V228H153ZM152 229V230H153ZM162 230H165L164 228H161ZM176 229V228H175ZM36 230V231H35ZM117 230H119V228L117 227L114 231L116 232ZM152 230H150L151 232H152ZM38 232V231H37ZM118 232V231H117ZM112 233H114V232H112ZM149 233V232H148ZM29 234H31V236H29ZM98 234H100V235H102V233H98ZM116 234V233H115ZM115 234H114V236H115ZM99 235V236H100ZM117 235H118V233H117ZM88 236V237H89ZM31 237V238H30ZM40 237H41V235H40ZM87 237V238H88ZM117 238H118V236H116ZM171 237V236H170ZM173 237V236H172ZM37 238V237H36ZM39 238V237H38ZM75 238V237H74ZM86 238V239H87ZM34 239H35V237H34ZM42 240V239H41ZM40 240V241H41ZM37 241V242H36ZM36 242V243H35ZM41 242H43V241H41ZM38 246H39V248H38ZM38 249H39V253H38ZM43 249V248H42ZM88 250V249H87ZM86 250V251H87ZM80 251V250H79ZM85 250H83V252H84ZM94 251V250H93ZM97 252H98V250H96ZM81 252V251H80ZM82 252V253H83ZM88 252H90V251H88ZM100 253L102 252V251H99ZM98 252V253H99ZM154 255H153V260L155 261V260H159L160 258H164V259H168V261H169V258L168 257H165L163 254H161V252L159 253L158 251H157V249H155L153 252H152ZM101 254H103V253H101ZM81 255V254H80ZM82 256V255H81ZM102 261V260H101ZM101 261H99V263L101 262ZM95 262H98V260L97 261H95ZM151 264H158V263H156V262H151Z\"/></svg>", "mask_w": 264, "mask_h": 264}]
</instances>
